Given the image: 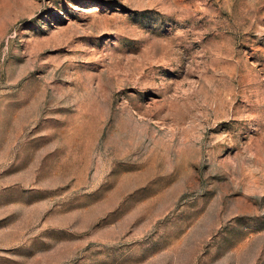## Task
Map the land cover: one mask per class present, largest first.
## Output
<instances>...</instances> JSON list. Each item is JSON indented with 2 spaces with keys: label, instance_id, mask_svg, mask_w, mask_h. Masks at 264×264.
Segmentation results:
<instances>
[{
  "label": "rangeland",
  "instance_id": "374dc122",
  "mask_svg": "<svg viewBox=\"0 0 264 264\" xmlns=\"http://www.w3.org/2000/svg\"><path fill=\"white\" fill-rule=\"evenodd\" d=\"M0 264H264V0H0Z\"/></svg>",
  "mask_w": 264,
  "mask_h": 264
}]
</instances>
